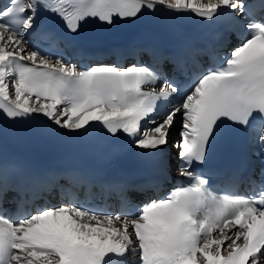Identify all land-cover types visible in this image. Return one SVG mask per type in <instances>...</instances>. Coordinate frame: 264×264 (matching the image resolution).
<instances>
[{
  "label": "snow or ice",
  "instance_id": "obj_1",
  "mask_svg": "<svg viewBox=\"0 0 264 264\" xmlns=\"http://www.w3.org/2000/svg\"><path fill=\"white\" fill-rule=\"evenodd\" d=\"M159 8L208 21L227 17L229 31L242 32V39L226 55L213 54L186 85L143 62L81 66L28 51L27 34L48 14L59 18L72 43L84 23L111 26ZM202 51L178 55L175 68ZM0 115H40L72 132L87 133L95 124L142 151L166 146L179 117V174L188 181L115 214L71 194L14 214L3 205L17 194L55 185L0 161V264H264V0H0ZM156 115L161 119H151ZM237 133L252 137L259 184L248 160L231 178L247 173L253 192L215 195L193 165L206 162L214 141Z\"/></svg>",
  "mask_w": 264,
  "mask_h": 264
},
{
  "label": "bare ground",
  "instance_id": "obj_2",
  "mask_svg": "<svg viewBox=\"0 0 264 264\" xmlns=\"http://www.w3.org/2000/svg\"><path fill=\"white\" fill-rule=\"evenodd\" d=\"M202 2H205V3H206V2H207V0H202ZM174 130H175V128H174Z\"/></svg>",
  "mask_w": 264,
  "mask_h": 264
},
{
  "label": "rangeland",
  "instance_id": "obj_3",
  "mask_svg": "<svg viewBox=\"0 0 264 264\" xmlns=\"http://www.w3.org/2000/svg\"><path fill=\"white\" fill-rule=\"evenodd\" d=\"M175 128H177V124H175Z\"/></svg>",
  "mask_w": 264,
  "mask_h": 264
}]
</instances>
